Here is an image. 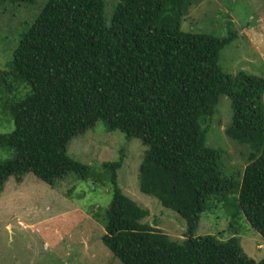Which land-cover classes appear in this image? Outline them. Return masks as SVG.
Here are the masks:
<instances>
[{"label":"trees","instance_id":"obj_1","mask_svg":"<svg viewBox=\"0 0 264 264\" xmlns=\"http://www.w3.org/2000/svg\"><path fill=\"white\" fill-rule=\"evenodd\" d=\"M184 1L118 0L108 22L106 0H48L9 70H0L7 117L5 124L0 118V150L10 155L0 156V195L12 176L33 173L52 186L70 172L89 177L90 166L70 157L68 146L103 121L149 146L140 189L187 222L181 242L141 223L149 210L118 186L123 159L103 163L113 196L102 241L123 264H228L231 257L264 264L243 251L236 234L195 235L201 215L237 188L224 175V150L206 145L209 130L201 122L227 95L234 115L225 132L251 153L238 198L226 201L233 224L242 215L264 238V77L226 73L220 56L236 32L183 31ZM22 84L26 96L10 101L18 93L12 86Z\"/></svg>","mask_w":264,"mask_h":264},{"label":"rangeland","instance_id":"obj_2","mask_svg":"<svg viewBox=\"0 0 264 264\" xmlns=\"http://www.w3.org/2000/svg\"><path fill=\"white\" fill-rule=\"evenodd\" d=\"M48 0L34 3L20 0L0 2V70H9L22 35L30 28ZM118 0H106L105 17L109 22ZM186 13L181 28L192 33L226 37L236 32V39L220 56L222 69L235 75L239 71L264 77V0H185ZM24 84L13 85L10 101L21 100L28 93ZM0 94V118L5 124L4 101ZM231 99L221 95L216 114L201 119L208 127L206 145L224 150L225 174L237 188L205 212L195 235H216L241 240L243 251L252 259L264 258V238L240 215L233 224L228 197L238 198L244 170L251 149L230 138L225 130L232 123ZM4 126V125H3ZM0 131H6L0 127ZM149 146L125 133L107 130L99 121L87 132L74 137L68 146L73 159L90 166L91 174L83 179L75 172L50 185L33 173L21 180L12 176L0 195V264H123L103 243L102 216L112 200V184L103 163L123 159L117 170L119 188L150 214L147 223L181 242L187 233V222L154 196L140 189V168ZM0 150V156L5 158ZM101 214V216H100ZM100 216V217H99ZM232 225V226H231ZM238 256V254H237ZM234 257L228 264H236Z\"/></svg>","mask_w":264,"mask_h":264}]
</instances>
